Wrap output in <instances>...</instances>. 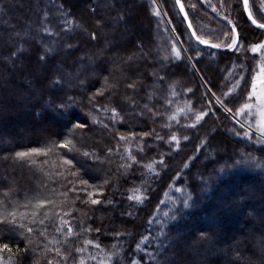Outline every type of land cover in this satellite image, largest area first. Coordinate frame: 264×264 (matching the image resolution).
Wrapping results in <instances>:
<instances>
[{"label": "trees", "instance_id": "16d2710c", "mask_svg": "<svg viewBox=\"0 0 264 264\" xmlns=\"http://www.w3.org/2000/svg\"><path fill=\"white\" fill-rule=\"evenodd\" d=\"M159 1L200 75L236 112L254 55L211 46L231 32L203 0H181L183 12ZM222 1L255 27L242 0ZM78 122L87 125L70 137L79 153H30ZM61 156L84 159L88 175L73 177ZM80 178L96 187L81 191ZM40 199L52 203L37 208ZM11 212L24 214L34 243L25 250L18 226L0 222L4 264H56L57 248L72 253L70 264H264V139L203 88L153 0H0V214ZM61 218L73 235L56 230Z\"/></svg>", "mask_w": 264, "mask_h": 264}, {"label": "rangeland", "instance_id": "374dc122", "mask_svg": "<svg viewBox=\"0 0 264 264\" xmlns=\"http://www.w3.org/2000/svg\"><path fill=\"white\" fill-rule=\"evenodd\" d=\"M155 2L160 12L162 13V16L166 19V22L169 25L172 34L185 50L186 48L182 42V39L178 35V32L175 26L172 24L170 18L164 11V8L160 4V1L155 0ZM203 2L220 19L227 21V23L229 24L228 28L231 33H227L226 31H224V34L225 33L227 34L225 35L226 38L223 41L221 40L214 44H220L221 48H226L233 51L245 49L251 52V54H253L255 57V73L252 79V83L250 84L249 91L246 93V95L243 96V99L240 101V103L236 104L235 107L236 112L233 111L229 112L225 110V108L221 105V103L217 102L218 97L212 92L208 83H206L204 78L200 75L194 62L190 59L188 52L185 51V54L188 57V60L191 64V68L197 71L198 76L202 81L203 88L206 91L208 90V92L213 95L215 101L222 110H224L231 118L236 120L244 128L248 129L250 132L257 134L258 136L264 139V49L258 50L256 52H253L251 50L252 46L254 45L264 44V31L258 30L253 26L250 27L249 25H247L245 22V18H243V15H241L240 8L235 9V13L233 14L232 10H229V8L223 4L224 2L222 0H203ZM235 2H237V0H235ZM249 9L252 12V16L254 17V19H256L259 23H264V0H249ZM258 16L261 18L260 20L258 19ZM225 17H227V19H225ZM189 22L191 24L192 29H194L195 35L201 37V35L195 32V28L193 27V23L190 21V19ZM233 26L235 27L234 31H233ZM244 33H247V35ZM244 36L248 37V41H249L248 44L243 43L241 41V37ZM201 38L206 39L209 42L211 41L210 38L208 39L204 37ZM233 40L236 41V47L234 48L226 47V45L231 44ZM230 96L232 102H237L239 98L237 94L230 93ZM244 104H247L248 107L247 108L243 107ZM6 261L7 259L2 257L0 260V264H4L6 263Z\"/></svg>", "mask_w": 264, "mask_h": 264}, {"label": "snow or ice", "instance_id": "6c2138e0", "mask_svg": "<svg viewBox=\"0 0 264 264\" xmlns=\"http://www.w3.org/2000/svg\"><path fill=\"white\" fill-rule=\"evenodd\" d=\"M153 2H155V0H153ZM176 3L179 4L180 6V10L181 12L184 11V4L181 2V0H176ZM243 6H244V9L245 11H248V16L250 19H252V23L253 24H258V27L259 28H262L264 29V23H258V21L256 19H254L252 17V12L249 10V0H243ZM191 7L193 9H195V5H191ZM157 15H159V12H157ZM187 14L185 13V16ZM225 19H227V17H225ZM189 27H191V24H189ZM235 30V27L233 26V31ZM193 35H195V33H193ZM223 35H227L226 33L223 34ZM196 39L197 41H199V43L203 44V45H208L210 42L206 39H202L200 36H196ZM212 47L214 48H219L221 47L220 44H212L211 45ZM226 47H229V48H234L236 47V41L233 40V42L231 44H227ZM261 49H264V44H257V45H254L252 46L251 50L253 52H256L258 50H261ZM174 51H175V56L177 58H179L181 56V52L179 49H175L174 48ZM185 51H187V49H185ZM40 61L46 66L48 61L45 59L44 56H41L40 57ZM162 79V77L160 78ZM55 86L59 87V84L55 81H51ZM129 87H134V85H129ZM236 87H239V85H236ZM101 95H103V92L101 91L100 93ZM91 102V101H90ZM217 102L221 103V105L225 108L226 111H229L231 112L232 109L228 108L227 105L223 102V100H221L219 97L217 98ZM61 108H65L66 105H60ZM243 107L247 108L248 105L247 104H244ZM109 109L105 108V111H108ZM112 113H116V109L113 108L110 110ZM118 114H115L113 115L112 119L113 121H116V116ZM203 115H206V113H201L200 115H198L196 117L197 120L201 119ZM93 119H95L93 117ZM87 127V125L85 123H82V122H78L76 124H74L72 126V128H70L68 130V133L66 135H64V138L57 144L56 141H49L44 148H32L30 150V153H42V154H45L47 155L49 152H52L54 149H56L57 147L59 148H63V149H67L69 152H76V153H79V149L76 148L75 146V143H74V140L71 139L70 137H73L74 134H75V129H85ZM130 135H132L130 133ZM144 136H148L149 133L145 132L143 133ZM121 139L122 140H125L126 137L125 136H121ZM156 139L158 140H163L164 138L157 135L156 136ZM172 140H175L176 137L175 136H172L171 137ZM185 139H187V137H185ZM109 151H111V149H109ZM29 152H17L16 153V157L18 158H23V157H26L30 154ZM82 156L83 158H92V159H96V160H99L100 157L98 155H96L95 153H89L87 151L83 152L82 153ZM60 159L63 160V164L64 165H67L69 166L68 167V171L69 173L73 176V177H77L78 174L81 172V170H83L84 174L85 175H88L89 173V168L88 167H85V160L84 159H77L76 160V163L74 164L73 160L76 159V157H73V159H67L63 156L60 157ZM132 160H135V156L131 157ZM77 165H79V167H77ZM125 168H130L131 167V164H125L124 165ZM89 179H95V177L93 176H89ZM89 179H83V178H80L79 179V183L81 185L84 186V188L81 189V191H84L86 190L87 188L89 187H92V188H95L96 186L95 185H90L89 184ZM108 181L107 180H104V183L106 184ZM75 190V187L74 189ZM91 195V194H90ZM45 203H52V201L50 200H45V199H40L37 201V204H36V207L39 208L41 207L43 204ZM91 203L93 204H97L99 203L98 200H95L93 199L91 201ZM128 215H131V213H127ZM33 220H32V223H35V216H36V213L33 212ZM65 215H67V213H65ZM18 214L16 212H11V213H8L7 215H3V214H0V222H3L4 224H8V225H12V224H15L17 225L18 227L13 229L14 232H17V234L22 238V239H25L28 241V244L26 245L25 247V250L28 249V247H30L34 242L33 240H31L29 238V235L28 234H32L33 233V228L32 227H28L27 224H25L23 222L24 220V214L23 213H20L19 214V219L17 218ZM47 218V217H45ZM41 224L44 223L43 220H40L39 221ZM67 225V232L64 233L63 232V229H64V226ZM58 232H61L63 233L66 237L67 236H71L73 235V229L72 227L69 225L68 221L67 220H64L63 218H61V226L58 227L56 229ZM96 231H100V229H96ZM43 235V233H41ZM117 235H119V233H116ZM0 235H4L2 233H0ZM85 243H92V241H85ZM2 247L4 249H8L9 248V245L7 243L3 244ZM96 247L99 248L100 245L99 244H96ZM115 247V246H114ZM139 247V246H137ZM56 253H57V256L61 257V260L60 261H57L56 264H70V261L73 259L72 257V253L71 252H68V251H65V252H61V250L59 248L55 249ZM84 249L83 248H77L76 249V252H83ZM94 259V257H93ZM48 264H53L52 261H49ZM80 264H84L83 262V259H81L80 261ZM129 264H138V261L134 260V259H129Z\"/></svg>", "mask_w": 264, "mask_h": 264}, {"label": "water", "instance_id": "95a60500", "mask_svg": "<svg viewBox=\"0 0 264 264\" xmlns=\"http://www.w3.org/2000/svg\"><path fill=\"white\" fill-rule=\"evenodd\" d=\"M243 1V0H242ZM250 10V9H249ZM245 13H246V15H247V17H248V19H249V21L252 23V19H250L249 18V16H248V11H245ZM253 17V16H252ZM254 18V17H253ZM187 23H188V25L190 24V22L187 20ZM259 23V22H258ZM253 24V23H252ZM256 28H258V29H260V30H263L264 31V29H262V28H259L258 27V24H253ZM191 29H192V27H190Z\"/></svg>", "mask_w": 264, "mask_h": 264}]
</instances>
